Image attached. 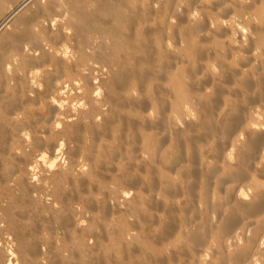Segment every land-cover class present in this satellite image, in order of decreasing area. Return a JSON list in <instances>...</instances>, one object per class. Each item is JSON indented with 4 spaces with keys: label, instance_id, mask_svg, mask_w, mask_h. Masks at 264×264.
Here are the masks:
<instances>
[{
    "label": "rangeland",
    "instance_id": "1",
    "mask_svg": "<svg viewBox=\"0 0 264 264\" xmlns=\"http://www.w3.org/2000/svg\"><path fill=\"white\" fill-rule=\"evenodd\" d=\"M263 9L264 0H0V264L221 259L185 237L207 202L206 180L189 197L182 171L193 149L225 187L227 154L238 163L254 137L264 160ZM255 169L246 175L264 182Z\"/></svg>",
    "mask_w": 264,
    "mask_h": 264
},
{
    "label": "bare ground",
    "instance_id": "2",
    "mask_svg": "<svg viewBox=\"0 0 264 264\" xmlns=\"http://www.w3.org/2000/svg\"><path fill=\"white\" fill-rule=\"evenodd\" d=\"M215 2V1H214ZM27 3V2H26ZM25 4V3H24ZM172 4V3H171ZM263 4V3H262ZM263 6V5H262ZM21 9V6L19 8H17L15 11H13L12 15L15 14L18 10ZM225 9V8H224ZM153 10V9H152ZM226 10V9H225ZM262 10V9H261ZM264 10V9H263ZM180 11V10H179ZM228 11V10H227ZM225 11V12H227ZM224 12V13H225ZM239 13V12H237ZM180 14V13H179ZM242 15V14H241ZM194 17V15H193ZM192 17V18H193ZM149 18V17H148ZM182 18V17H181ZM196 18V17H195ZM206 18V17H205ZM116 19L117 21H121L126 19L125 16H123L122 14H118L116 15ZM190 22V21H189ZM257 22V21H256ZM128 25L129 22H127ZM172 24V22H171ZM190 24V23H189ZM213 24V23H212ZM132 26V25H131ZM191 26V25H190ZM263 26V25H262ZM189 27V26H188ZM205 27V24H204ZM206 28V27H205ZM259 28V27H258ZM211 29V28H210ZM241 30V29H240ZM86 31V29H85ZM186 31V30H185ZM192 31V30H191ZM78 34L81 37H84V27L79 26L77 29ZM107 33H113L112 29L108 28L106 30ZM237 32V31H236ZM201 35H203L202 33H200ZM198 34V35H200ZM200 35V37H201ZM237 37V36H235ZM249 50V49H248ZM259 50V49H258ZM247 51V50H246ZM250 58V57H249ZM248 58V59H249ZM60 67V66H59ZM213 69V68H212ZM264 69V68H263ZM148 71V70H147ZM35 72V71H34ZM37 72V71H36ZM123 75V74H122ZM264 75V73H263ZM262 74H260V80L259 82L261 84H264V76ZM140 77L142 78V76L140 75ZM120 80L123 79V77L119 76L118 77ZM140 78V79H141ZM119 80V81H120ZM124 80V79H123ZM122 80V81H123ZM246 80V79H245ZM253 80V79H252ZM32 81V80H31ZM247 82V80L245 81ZM250 83V82H249ZM253 83V82H252ZM33 84V83H32ZM59 84V83H58ZM244 84V83H243ZM247 84V83H246ZM31 85V84H30ZM250 85V84H249ZM248 86V85H246ZM250 87V86H249ZM217 88V87H216ZM67 89V88H66ZM99 90V89H98ZM102 91V90H101ZM64 92V91H63ZM218 93V92H217ZM256 93V92H255ZM112 98V96H110ZM216 97V96H215ZM213 98V97H212ZM251 99V98H250ZM55 100V99H54ZM114 100V99H113ZM56 101V100H55ZM257 101V100H256ZM58 102V101H57ZM61 106V105H60ZM214 107V106H213ZM247 108V107H246ZM253 108V107H251ZM235 109V108H234ZM255 109V108H254ZM253 109V111H254ZM259 109V108H258ZM233 112V111H232ZM234 112L232 113L233 117ZM240 114V113H239ZM238 114V115H239ZM257 115V114H256ZM228 116V115H227ZM228 118H230L228 116ZM235 116L233 118H231V122L229 125H227L228 127L230 126V130H233L234 127V123L238 122H233L235 119ZM237 118V117H236ZM241 119V116L238 117V120ZM261 118V117H260ZM242 120V119H241ZM224 121V120H223ZM233 122V123H232ZM206 124V123H205ZM243 124V123H242ZM249 124V123H248ZM233 125V126H232ZM208 126V125H207ZM226 126V124H225ZM254 126V124H253ZM92 127V126H91ZM194 127V126H193ZM224 127V126H223ZM247 127V126H246ZM256 127V126H255ZM226 128V127H225ZM248 128V127H247ZM258 128V127H257ZM225 130V129H224ZM235 130V129H234ZM245 130V129H244ZM252 130V129H251ZM254 130V129H253ZM228 131V129H227ZM226 132V131H225ZM231 132V131H230ZM24 133V132H23ZM203 133V132H202ZM205 133V132H204ZM228 132H226L227 134ZM258 133L259 132H255ZM230 134V133H229ZM242 134V133H241ZM256 134V137L257 135ZM262 134V133H261ZM259 134V135H261ZM264 134V133H263ZM243 136V135H242ZM247 136V135H246ZM262 137V136H260ZM259 137V138H260ZM192 138V137H191ZM248 138V137H247ZM246 138V139H247ZM263 138V137H262ZM253 141L251 140V138L248 140L249 143L247 146L240 148L238 150L237 153H239L240 159L239 162H233L231 155H233V152L235 153V151L232 149H230L232 152L227 154L228 158H229V162L228 165L226 167H228L225 170V183L224 181L223 184H226L232 181V186H230L229 188V197L230 199H228V195H227V199L225 200V198H223L224 192L227 191L225 190V187H222V183L219 182V184L217 183L215 185L214 181H212V176L214 175V173L216 172V169L214 167H210L207 166L208 163H206V165H204L203 169L201 170L200 167L204 164H201V166L199 167V160H200V155L198 154V152L194 151L192 148V151L190 153L191 157L189 158L190 162H187V167L185 168V164H182V169H184L182 172V178L184 180V191L187 193V195L189 197H192L194 194H196L195 192V186L196 183L198 181V179H200V176L206 180V183L203 187V197L205 198V202H207V205L205 206V212H203V222L199 223L195 222V220L197 221L198 219H200V215H196L195 213H191V219L194 220L191 222L190 226L187 228L185 233V237L192 242L193 247H198L199 249L203 250L206 247H211V245H214L215 248L219 249L221 251V253H223L221 255V259H219L217 262H212L211 259V264H264V182H260V181H253L250 180L251 176L246 175V173L248 172L246 169L247 168H252L255 167L258 170V174L259 177H264V160L261 159L260 157H258V143L259 139H256L255 137L252 138ZM256 139V140H255ZM261 140V138H260ZM247 141V140H246ZM252 144H250L251 142ZM254 141L256 143H254ZM179 143V142H178ZM239 143V142H238ZM237 143V144H238ZM215 144V143H214ZM250 144V145H249ZM161 145V144H160ZM234 146V145H233ZM224 148V147H223ZM182 148H180L181 150ZM76 150V149H75ZM116 150V149H114ZM216 150V149H215ZM113 151V150H112ZM57 152V151H56ZM212 152V151H211ZM219 152V151H218ZM230 152V151H229ZM264 152V151H263ZM74 153V152H73ZM113 153V152H112ZM200 153V152H199ZM261 153V152H260ZM157 154V153H156ZM209 155L211 153H208ZM44 156V155H43ZM204 156V155H203ZM208 156V155H207ZM212 156V155H211ZM238 156V157H239ZM42 157V156H41ZM45 157V156H44ZM43 157V158H44ZM234 157V156H233ZM40 158V159H43ZM56 158V157H55ZM235 158V157H234ZM46 159V157H45ZM44 159V160H45ZM184 159V158H182ZM203 159V158H202ZM206 159V158H205ZM257 159V160H256ZM55 160V159H54ZM185 160V159H184ZM184 160L182 162H184ZM210 161V159H207ZM206 160V161H207ZM216 159H214L215 161ZM221 160V159H220ZM219 160V161H220ZM223 160V159H222ZM204 161V160H202ZM201 161V163H202ZM56 162V160H55ZM171 162V161H170ZM212 162V160H211ZM216 162V161H215ZM225 162V160H224ZM210 163V162H209ZM213 163V162H212ZM237 163V164H236ZM52 164V163H51ZM131 164V162H130ZM174 164V162H173ZM180 164V165H181ZM215 164V163H214ZM50 165V164H49ZM168 165V164H167ZM179 165V163H178ZM176 161H175V165L173 166H177ZM216 166H218L219 169V164H215ZM226 165V164H225ZM54 166V164H53ZM169 166V165H168ZM172 166V167H173ZM184 166V167H183ZM171 167V168H172ZM176 167V168H177ZM32 169V168H31ZM255 169V170H256ZM254 170V171H255ZM179 171V169H178ZM177 171V172H178ZM224 171V170H223ZM176 172V173H177ZM179 173V172H178ZM254 173V172H253ZM250 174V173H249ZM252 174V172H251ZM253 175V174H252ZM256 176V175H255ZM154 178V177H153ZM139 179V178H138ZM214 179V178H213ZM217 179V178H215ZM234 179H237L234 180ZM136 180V179H135ZM153 180V179H152ZM222 180V179H220ZM224 180V179H223ZM260 180V179H259ZM264 180V178L262 179V181ZM154 181V180H153ZM219 181V180H218ZM149 182V181H148ZM227 182V183H226ZM152 183V182H151ZM150 183V184H151ZM132 184V183H131ZM229 184V183H228ZM152 185V184H151ZM215 185V187H214ZM176 186V185H175ZM199 186V185H198ZM197 186V187H198ZM212 187H214L213 189H216V193H214L213 195H218L217 198H220V200L218 201V203H216V206H211L210 202V190L212 189ZM146 188V187H145ZM169 188V187H168ZM165 189V188H164ZM201 189V188H200ZM180 191V189H179ZM253 191V192H251ZM175 192H178L175 191ZM215 192V191H214ZM174 193V192H173ZM180 193V192H179ZM178 193V194H179ZM128 195V194H127ZM153 197V195H152ZM215 198V197H213ZM153 199V198H152ZM194 200V199H193ZM154 201V199L152 200ZM225 201V202H224ZM154 203V202H153ZM185 203V202H182ZM181 204V202H180ZM190 204H187V206ZM195 205V204H194ZM160 207V206H159ZM175 207V206H174ZM182 210H184L183 208V204H182ZM196 208V207H195ZM198 208V207H197ZM200 208V207H199ZM198 208V210H199ZM176 209V208H175ZM204 209V208H203ZM187 210V209H186ZM190 210H191V206H190ZM197 211V209H195ZM193 210V212L195 211ZM185 211V210H184ZM189 211V208H188ZM195 211V212H196ZM185 215V213H184ZM193 215V216H192ZM169 216V214H168ZM260 216V217H259ZM171 214L169 216V218L171 220H168L169 222H172V218H171ZM186 217V216H185ZM186 219V218H185ZM166 224H168V222L166 221ZM176 224V223H175ZM172 225V224H169ZM168 226V225H166ZM172 227V226H171ZM168 228H170V226H168ZM173 228V227H172ZM164 229V228H163ZM168 230V229H167ZM170 230V229H169ZM174 230V229H173ZM164 235V234H163ZM219 242V246L215 245L216 242ZM186 242V241H185ZM191 244V245H192ZM182 246V245H181ZM187 246V244H186ZM184 246V247H186ZM187 250V248H184L183 250ZM196 249V248H194ZM182 250V251H183ZM185 250V252L187 253V251ZM191 250V249H190ZM198 250V249H197ZM207 251V250H206ZM198 252V251H197ZM210 251L207 252V254ZM193 253V252H192ZM206 253V252H205ZM184 254V253H182ZM188 255V254H187ZM208 256V255H207ZM172 257V256H171ZM194 257V255H193ZM219 257V256H218ZM173 259V258H172ZM203 259V258H202ZM205 259V258H204ZM209 259V257H208ZM161 260V259H160ZM164 260V259H163ZM215 260V259H214ZM159 261V260H158ZM210 262V261H209ZM11 264V263H10Z\"/></svg>",
    "mask_w": 264,
    "mask_h": 264
}]
</instances>
